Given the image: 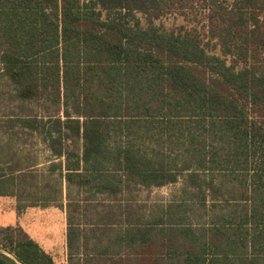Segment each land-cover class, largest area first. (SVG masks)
Returning <instances> with one entry per match:
<instances>
[{
  "label": "trees",
  "instance_id": "16d2710c",
  "mask_svg": "<svg viewBox=\"0 0 264 264\" xmlns=\"http://www.w3.org/2000/svg\"><path fill=\"white\" fill-rule=\"evenodd\" d=\"M63 185L68 264H264V0H0V197Z\"/></svg>",
  "mask_w": 264,
  "mask_h": 264
},
{
  "label": "crops",
  "instance_id": "0c3cea01",
  "mask_svg": "<svg viewBox=\"0 0 264 264\" xmlns=\"http://www.w3.org/2000/svg\"><path fill=\"white\" fill-rule=\"evenodd\" d=\"M62 162L64 158H61ZM169 188L168 193L165 197L161 199H167L169 197L170 191L173 187H163ZM155 189V188H153ZM162 189V188H160ZM151 189L141 191H133L132 195H137L138 199L147 201L151 205V197L147 195V192ZM146 196L142 197L143 194ZM4 200H11V208L14 212L15 218L11 224L0 225L1 226H20L26 234L37 243L46 253H48L53 263L55 264L54 253H57L60 250V247H63L62 262H67V251H66V218H65V186L63 185V201L62 206L56 204H50L47 206H28L22 212H16V201L12 197H0ZM160 200V199H158ZM156 201V200H154ZM62 217V219H61ZM58 249V250H56ZM68 264V263H67Z\"/></svg>",
  "mask_w": 264,
  "mask_h": 264
},
{
  "label": "rangeland",
  "instance_id": "374dc122",
  "mask_svg": "<svg viewBox=\"0 0 264 264\" xmlns=\"http://www.w3.org/2000/svg\"><path fill=\"white\" fill-rule=\"evenodd\" d=\"M169 188H162V189H151V191L147 192V195L151 197V201L161 199V197H165L168 193ZM146 196L144 193L142 197ZM11 200H4L0 198V225L11 224L14 221L15 215L11 208ZM62 219V217H61ZM63 247H60V250L57 253H54L53 256L55 257V264H67L62 262V253ZM58 250V249H56Z\"/></svg>",
  "mask_w": 264,
  "mask_h": 264
},
{
  "label": "water",
  "instance_id": "95a60500",
  "mask_svg": "<svg viewBox=\"0 0 264 264\" xmlns=\"http://www.w3.org/2000/svg\"><path fill=\"white\" fill-rule=\"evenodd\" d=\"M1 252H3V253H5V254H7L6 252H4V251H2V250H0ZM8 255V254H7ZM10 256V255H9Z\"/></svg>",
  "mask_w": 264,
  "mask_h": 264
}]
</instances>
